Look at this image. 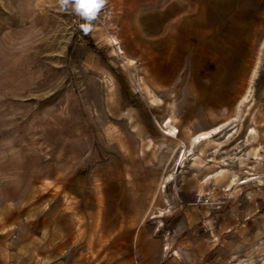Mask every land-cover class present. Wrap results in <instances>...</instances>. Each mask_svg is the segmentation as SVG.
I'll list each match as a JSON object with an SVG mask.
<instances>
[{
	"label": "crops",
	"instance_id": "0c3cea01",
	"mask_svg": "<svg viewBox=\"0 0 264 264\" xmlns=\"http://www.w3.org/2000/svg\"><path fill=\"white\" fill-rule=\"evenodd\" d=\"M192 1L197 7L207 1L226 10L233 4L243 12L242 18L219 22L224 38L237 37L243 43L233 52L229 42L220 54L195 49L193 33L204 25V17L196 13L185 22L194 47L185 53L191 55L193 72L195 66L202 69L195 71L201 85L194 94L195 105L205 107L202 126L193 124V115L185 122L176 118L178 137L172 139L154 124L155 115L166 114L160 108L166 103L150 99L146 106L141 100L137 109L125 104L123 112L124 99L109 98L110 116L123 115L130 133L106 120L99 144L93 147L92 140L84 158L70 168L54 166L46 178L20 176L0 187V264H238V257L264 251V67L246 71L239 62L264 57V0ZM17 2L35 9L55 0ZM178 5L168 6L167 12ZM157 12L162 13V25L151 30L155 40L168 17L166 11ZM151 13L156 11L141 25L148 27ZM174 26L176 44L181 43L182 18ZM185 53L168 52L156 63L145 51L139 53L142 82L149 90L165 89L181 70ZM227 124L232 126L220 136ZM204 131H210L208 138L192 140ZM178 139L192 148L172 196L183 205L165 218L173 233L159 238L147 219L164 205L159 186L167 153L173 154L170 148ZM162 142L170 146L164 152ZM220 189L229 191L222 211L213 212V203H193L198 192L216 201ZM166 241L177 256H164L161 246Z\"/></svg>",
	"mask_w": 264,
	"mask_h": 264
},
{
	"label": "rangeland",
	"instance_id": "374dc122",
	"mask_svg": "<svg viewBox=\"0 0 264 264\" xmlns=\"http://www.w3.org/2000/svg\"><path fill=\"white\" fill-rule=\"evenodd\" d=\"M16 2L0 0V187L20 176L46 178L54 166L70 168L84 158L92 140L93 147L99 144L100 133L107 127L106 120L117 123L130 133L123 115L110 116L107 100L111 97L119 101L124 99L121 100L124 102L123 112L127 106L137 109V102L141 100L146 106L150 99L166 103L167 106L160 107L166 110V114L161 118L154 116V124L163 135L161 124L165 118L170 120L166 124L170 131L176 128L178 132L176 118L185 122L189 115L194 116L195 126H202L207 117L205 107L195 105L194 101V94L201 85L196 83L201 78L195 71L202 69L198 65L193 72L191 55L185 53L194 48L189 42L191 35L185 23L190 16L200 13L205 20L203 26L202 23L198 25V33H193L195 49L215 55L222 52L224 42H229L227 47L232 52L243 44L237 37L232 40L224 38L222 28H219L223 19L243 17V12L234 10L233 4L228 5L232 7L230 10H226L207 1H200L197 7L192 0H141L135 4L132 0H116V3L105 0L93 18L87 19L71 3L64 6L60 0L35 9ZM175 3H179L178 8L167 12L168 6ZM16 6L21 8L16 9ZM159 10L166 11L168 17L155 40L151 30L162 25ZM153 11L156 13H151L146 22L151 29L141 25V21ZM180 18L184 40L176 44L174 25ZM82 23L87 28H82ZM83 34L91 38L101 55L88 47ZM261 35L262 32L257 39ZM143 51L152 58V63L160 61L168 52L185 53L181 73L178 70L165 89L149 90L142 82L139 53ZM239 62L246 71L250 67H264V57L243 58ZM230 126L221 127L220 136ZM167 137L176 139V136ZM182 143L180 139L176 140L170 148L174 150L173 154L167 153L160 183L162 188L159 186L164 205L151 212L147 219L159 238L161 227H170L166 226L165 218L183 205L181 201H173L172 197L192 150L189 144ZM160 147L164 152L170 146L162 142ZM219 191L221 196L208 203H213V212L222 211L226 199H229V191ZM198 193L194 194L193 203ZM217 204H221L218 209ZM161 250L164 252L163 246ZM164 256L168 258L165 252ZM236 262L264 264V251H257L250 257H238Z\"/></svg>",
	"mask_w": 264,
	"mask_h": 264
},
{
	"label": "built area",
	"instance_id": "2783aa9c",
	"mask_svg": "<svg viewBox=\"0 0 264 264\" xmlns=\"http://www.w3.org/2000/svg\"><path fill=\"white\" fill-rule=\"evenodd\" d=\"M170 122L169 118H165L163 121H162V128H161V131L167 135V136H176L177 134V129L174 128L173 130H169L170 128L166 127V124ZM210 199L208 197V194H196L195 198H194V203L195 204H208L210 203ZM221 207V204H217L216 205V209L220 208ZM162 226V224H161ZM159 229V228H158ZM157 229V230H158ZM171 233H173V229L172 228H162L161 227V230H160V234H162L161 236L163 238H166V237H169L171 235ZM163 249H164V252L166 253V256L167 257H174V256H177V250L175 248H172L171 244H169V242H165L163 245Z\"/></svg>",
	"mask_w": 264,
	"mask_h": 264
},
{
	"label": "clouds",
	"instance_id": "9594fccd",
	"mask_svg": "<svg viewBox=\"0 0 264 264\" xmlns=\"http://www.w3.org/2000/svg\"><path fill=\"white\" fill-rule=\"evenodd\" d=\"M60 2L64 6L71 3L75 10L87 19L93 18L95 11L105 4V0H60ZM84 27L87 28V25Z\"/></svg>",
	"mask_w": 264,
	"mask_h": 264
},
{
	"label": "trees",
	"instance_id": "16d2710c",
	"mask_svg": "<svg viewBox=\"0 0 264 264\" xmlns=\"http://www.w3.org/2000/svg\"><path fill=\"white\" fill-rule=\"evenodd\" d=\"M83 26H84V23H82L81 27L83 28ZM83 38L90 49L94 50L97 54L101 55V51L96 48V46L93 44L90 37L83 34Z\"/></svg>",
	"mask_w": 264,
	"mask_h": 264
},
{
	"label": "bare ground",
	"instance_id": "6f19581e",
	"mask_svg": "<svg viewBox=\"0 0 264 264\" xmlns=\"http://www.w3.org/2000/svg\"><path fill=\"white\" fill-rule=\"evenodd\" d=\"M214 130H216V128H213ZM209 132L210 131H204V132H200L196 135L193 136L192 140L195 141V142H199L200 139H205V138H208L209 137ZM183 144V143H182ZM184 145V144H183ZM185 147V146H184ZM245 180V179H244ZM243 180V181H244ZM164 186V185H163ZM161 187V185H160ZM162 188V187H161Z\"/></svg>",
	"mask_w": 264,
	"mask_h": 264
}]
</instances>
